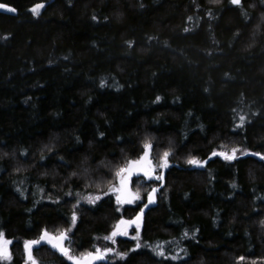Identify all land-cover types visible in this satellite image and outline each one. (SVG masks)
<instances>
[{"label":"trees","instance_id":"trees-1","mask_svg":"<svg viewBox=\"0 0 264 264\" xmlns=\"http://www.w3.org/2000/svg\"><path fill=\"white\" fill-rule=\"evenodd\" d=\"M0 2L17 9L0 11V231L12 241L0 264H25V240L69 227L73 255L127 253L96 264H264V0ZM145 139L155 163L171 149L169 166L142 182L157 192L139 239L113 244L103 237L142 203L76 201ZM222 147L247 151L211 155ZM32 254L72 264L44 243Z\"/></svg>","mask_w":264,"mask_h":264},{"label":"snow or ice","instance_id":"snow-or-ice-1","mask_svg":"<svg viewBox=\"0 0 264 264\" xmlns=\"http://www.w3.org/2000/svg\"><path fill=\"white\" fill-rule=\"evenodd\" d=\"M231 3L234 5H240L242 0H231ZM44 7L43 4H36L31 8V11L34 14H39L38 10ZM0 9H6L12 12L17 11L16 8L11 7L7 3L0 2ZM191 19V17H189ZM188 31V29H185ZM131 43V42H129ZM103 84V81L101 82ZM160 97H157L159 100ZM243 117H241V124L243 123ZM103 136V133H100ZM153 148L152 141L150 139H145L143 142V150L141 154L135 159H128L123 164L119 165L114 169V178L116 183L109 182L107 192H99L96 194L89 193L85 197H81V199L87 200L89 203L95 204L97 201H100L103 196H108L110 193L115 196V201L119 206L117 211L121 210V207L125 204L133 205L136 204L137 201H140L141 195L139 189L133 191L130 187L132 183L133 176H143L146 179H156L162 180L163 173L157 172V169H164L169 166V156L172 154L171 149L166 150L162 153L159 158L158 163H154L153 159L151 158V151ZM237 147H233L231 151H213L211 153L212 156L220 155L223 156L226 160H233L236 158V154L238 152ZM247 150L241 152L240 154L243 155ZM256 156H261L264 158V154L255 153ZM44 157L41 156V159ZM61 159H63L61 157ZM187 163L191 165L203 166L206 161L199 159L196 156H190L187 160ZM85 172L88 171L87 168L84 169ZM72 176H77L76 172L71 173ZM99 187V185H97ZM43 191V189H41ZM157 192V188L153 187L150 192L147 193L148 203H152L155 200V193ZM67 195L71 196L72 193L69 192ZM59 197H57V201ZM80 203V199H77L76 204ZM75 207V206H74ZM148 207V204H144L143 207L140 208V211L132 218H125L121 216L119 220L116 221L115 226L113 227L112 231L103 237V239L111 241L113 244L116 242L117 236H128L129 229L135 226L136 235L133 239H137L140 235V228L142 222V215L144 212V208ZM77 222V213L76 211L72 212L71 215V225L75 226ZM261 224H264V221H261ZM71 231V227L65 229H58L55 233L49 232L47 229L42 230L41 235L38 239L32 240H25L24 241V248H25V264H37L35 257L33 256V246L39 245L42 241L46 242L47 244L51 245L52 248L57 249L61 252L68 260L73 261L74 264H95L96 261L102 260L107 258L109 253H116L117 256L123 258L127 255L126 252H117L116 249L112 247H104L100 248L97 246L92 251H86L81 253L79 256L73 255L69 247L66 246V241H70L69 232ZM12 243L11 240L5 238V235L2 231H0V259H10L11 252L9 249V245ZM136 248H140L141 245L139 241L135 245ZM157 255L164 256V249H154ZM185 256L188 255L187 250H184ZM171 259H177V257L172 256ZM241 261L245 259V257H239ZM186 264V262H185Z\"/></svg>","mask_w":264,"mask_h":264},{"label":"rangeland","instance_id":"rangeland-1","mask_svg":"<svg viewBox=\"0 0 264 264\" xmlns=\"http://www.w3.org/2000/svg\"><path fill=\"white\" fill-rule=\"evenodd\" d=\"M233 147H222L221 149H219L217 152L219 153L220 151H231V149H232ZM239 150H238V152H237V154H236V156H238V155H241L240 153L241 152H243V150L242 149H240V148H238ZM218 156H220V155H218ZM221 158H223V156H220ZM224 159V158H223ZM154 163H155V161H154ZM159 173V172H158ZM139 178H141L140 179V181H141V183L140 182H135L134 184H133V182L131 183V185H130V187H131V189L133 190V191H136L137 189H139V192H140V195H141V200L140 201H137V202H139L141 205H142V207H143V205L144 204H153L154 203V201L152 202V203H148V198H147V193L148 192H150V190L155 186V185H152L151 186V188H149L150 190H148V191H145L143 188L145 187V185L142 183L143 182V180L145 179L146 180V178H144L142 175L141 176H139ZM154 179V178H153ZM144 180V181H145ZM112 183H116V180L114 179V182H112ZM108 186H109V184H107L106 186H105V189H101V190H99V189H97L96 191H94V192H89V193H92V194H96V193H99V192H101V191H103V192H107V190H108ZM99 187H103V184H99ZM156 187V186H155ZM89 193H85V194H82L81 195V197H85V196H87ZM111 194V193H110ZM112 196H113V198H114V200H115V196L113 195V194H111ZM81 197H79V195H78V199H80L81 201H84V202H88L87 200H85V199H81ZM116 202V201H115ZM117 204V203H116ZM118 206V205H117ZM119 207V206H118ZM117 207V208H118ZM145 209V208H144ZM136 215V214H135ZM135 215H133L132 217H134ZM132 217H125V218H132ZM120 219V218H119ZM118 219V220H119ZM116 223V222H115ZM141 225H142V222H141ZM114 226H115V224H114ZM113 226V227H114ZM113 227H112V229H113ZM58 229H60V228H55L54 230H51V231H49V232H53V233H55ZM112 229H111V231H112ZM140 230H141V228H140ZM110 231V232H111ZM109 232V233H110ZM41 235V234H40ZM39 235V236H40ZM135 235H136V230H135V226H133L132 228H130L129 229V235L128 236H117V237H124V238H130V239H133V237H135ZM39 236L37 237V238H35V239H38L39 238ZM139 239V237L137 238V239H134L135 241H137ZM41 243H44V244H46V245H48V246H50V247H52L51 245H49V244H47L46 242H44V241H42ZM40 243V244H41ZM37 245H34L33 246V248L34 247H36ZM23 253H24V260H25V248H24V244H23ZM33 253V252H32ZM77 256H79V254H77ZM243 262V261H242ZM242 264H244V262L242 263Z\"/></svg>","mask_w":264,"mask_h":264},{"label":"water","instance_id":"water-1","mask_svg":"<svg viewBox=\"0 0 264 264\" xmlns=\"http://www.w3.org/2000/svg\"><path fill=\"white\" fill-rule=\"evenodd\" d=\"M0 11L12 12V11H9V10H6V9H0ZM205 161H206V163H207L208 160H205ZM206 163H205V164H206ZM162 173H163V172H162ZM134 177H137V176H133V178H134ZM55 250H57V249H55ZM57 251H58V250H57ZM58 252H59V251H58ZM59 253L62 254L61 252H59ZM62 255H63V254H62ZM98 261H100V260H98ZM98 261H96L95 264H96ZM71 262H72V264H74L73 261H71Z\"/></svg>","mask_w":264,"mask_h":264}]
</instances>
